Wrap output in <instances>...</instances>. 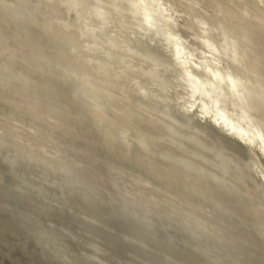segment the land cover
Wrapping results in <instances>:
<instances>
[{
    "label": "clouds",
    "instance_id": "9594fccd",
    "mask_svg": "<svg viewBox=\"0 0 264 264\" xmlns=\"http://www.w3.org/2000/svg\"><path fill=\"white\" fill-rule=\"evenodd\" d=\"M264 264V0H0V264Z\"/></svg>",
    "mask_w": 264,
    "mask_h": 264
},
{
    "label": "rangeland",
    "instance_id": "374dc122",
    "mask_svg": "<svg viewBox=\"0 0 264 264\" xmlns=\"http://www.w3.org/2000/svg\"><path fill=\"white\" fill-rule=\"evenodd\" d=\"M20 260H21V264H23L24 258L20 257Z\"/></svg>",
    "mask_w": 264,
    "mask_h": 264
}]
</instances>
